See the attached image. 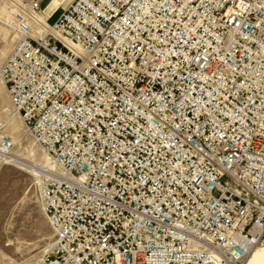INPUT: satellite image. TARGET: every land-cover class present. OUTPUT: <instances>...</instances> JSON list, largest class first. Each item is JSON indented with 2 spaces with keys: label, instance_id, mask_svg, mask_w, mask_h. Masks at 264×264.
<instances>
[{
  "label": "built area",
  "instance_id": "built-area-1",
  "mask_svg": "<svg viewBox=\"0 0 264 264\" xmlns=\"http://www.w3.org/2000/svg\"><path fill=\"white\" fill-rule=\"evenodd\" d=\"M21 1L2 77L53 164L47 264H243L264 245V0H67L41 21Z\"/></svg>",
  "mask_w": 264,
  "mask_h": 264
},
{
  "label": "rangeland",
  "instance_id": "rangeland-1",
  "mask_svg": "<svg viewBox=\"0 0 264 264\" xmlns=\"http://www.w3.org/2000/svg\"><path fill=\"white\" fill-rule=\"evenodd\" d=\"M21 2L0 0V264H47L46 258L55 247L41 205L40 191L48 176V156L25 128L2 77L3 63L20 34L14 15L15 11L21 13ZM48 4L38 14L43 19ZM60 9L61 6L58 12Z\"/></svg>",
  "mask_w": 264,
  "mask_h": 264
},
{
  "label": "bare ground",
  "instance_id": "bare-ground-1",
  "mask_svg": "<svg viewBox=\"0 0 264 264\" xmlns=\"http://www.w3.org/2000/svg\"><path fill=\"white\" fill-rule=\"evenodd\" d=\"M36 20L37 21H41L43 20V18L39 15H36ZM15 108V107H14ZM16 109V108H15ZM26 128V127H25ZM47 154V153H46ZM48 156V155H47ZM11 158V157H10ZM47 166L48 169H51L53 164L52 161L49 159L48 157V161H47ZM260 250H262L260 253ZM256 253V254H255ZM254 256V257H253ZM253 257V258H252ZM252 258V259H250ZM243 264H264V245H259L257 247H254L249 254L247 255V257L244 259Z\"/></svg>",
  "mask_w": 264,
  "mask_h": 264
},
{
  "label": "crops",
  "instance_id": "crops-1",
  "mask_svg": "<svg viewBox=\"0 0 264 264\" xmlns=\"http://www.w3.org/2000/svg\"><path fill=\"white\" fill-rule=\"evenodd\" d=\"M40 7H46L48 2H50L45 10V13L48 15L51 10L56 9L59 7V5L64 1V0H38ZM41 16V15H40ZM42 17V16H41Z\"/></svg>",
  "mask_w": 264,
  "mask_h": 264
}]
</instances>
